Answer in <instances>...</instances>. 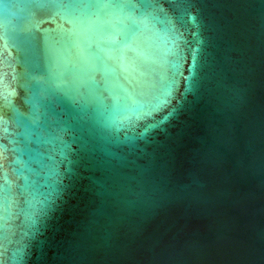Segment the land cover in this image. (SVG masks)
<instances>
[{"label":"water","instance_id":"obj_1","mask_svg":"<svg viewBox=\"0 0 264 264\" xmlns=\"http://www.w3.org/2000/svg\"><path fill=\"white\" fill-rule=\"evenodd\" d=\"M0 264H264V0H0Z\"/></svg>","mask_w":264,"mask_h":264}]
</instances>
